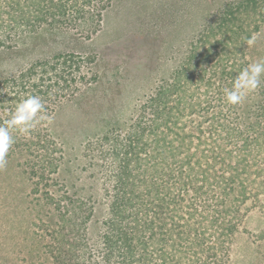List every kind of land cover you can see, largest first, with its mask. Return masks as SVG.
<instances>
[{
	"label": "rangeland",
	"instance_id": "rangeland-1",
	"mask_svg": "<svg viewBox=\"0 0 264 264\" xmlns=\"http://www.w3.org/2000/svg\"><path fill=\"white\" fill-rule=\"evenodd\" d=\"M108 2L92 33L45 22L15 30L0 49L1 92L39 77L59 92L49 99L52 122H39L49 156L13 144L0 169V264H103L108 177L124 149L132 153L130 176L147 188L153 178L152 204L169 196L173 222L201 232L199 240L189 236L188 226L182 239L168 237L166 264H214V248L219 264H264V117L259 131L250 117L260 88L237 105L224 95L242 69L264 59V0ZM70 73L74 93L56 85ZM164 88L171 129L162 123L154 134L130 137L146 100ZM245 130L262 131V147L245 146ZM183 136L176 161L191 157L194 172L168 175L161 140L181 144Z\"/></svg>",
	"mask_w": 264,
	"mask_h": 264
},
{
	"label": "trees",
	"instance_id": "trees-1",
	"mask_svg": "<svg viewBox=\"0 0 264 264\" xmlns=\"http://www.w3.org/2000/svg\"><path fill=\"white\" fill-rule=\"evenodd\" d=\"M108 0H0V49H4L5 41L11 37L15 30L28 27L29 32L35 31L34 27H39L42 23H59L67 24L79 28L83 31L94 32L97 29L98 18L101 11L108 4ZM24 31V30H21ZM17 32L15 31V34ZM73 56V54L71 55ZM58 57V56H57ZM55 57L54 59H56ZM36 66L50 65V61L36 62ZM34 65L31 66L33 72ZM46 69V68H45ZM69 78L61 75L62 82L56 84L58 89L71 90V92L78 89V86L68 84V79L73 83L75 78L70 73ZM84 76L82 77V79ZM22 81V82H21ZM27 81V80H26ZM21 82L14 92L5 91L0 89V111H4L5 115L10 117L14 111L17 103L25 98L27 95H35L41 98L44 104L45 115L49 116L52 111L50 97L57 95L58 91L50 89V86H45L43 78L39 77L37 81L25 82L20 78L16 83ZM82 84V83H81ZM260 92H258L257 99L252 102L250 117L255 116L253 124L245 123V127L251 129V124L255 130H260L259 119L264 117V84L261 83ZM63 93V92H62ZM169 89L164 88L160 92L152 93L142 107V112L139 111L138 121L132 125V129L128 133L142 137L143 131L154 134L161 124L169 123L170 115L173 114L172 107L166 106L167 95ZM40 115V114H38ZM6 121L0 118V125H4ZM46 124V121H40ZM168 129V125H166ZM141 128V129H140ZM39 123L30 131L29 134H23L16 129H11V135L14 138V145L19 147L18 150L24 149L28 154L43 152L49 156V152H44L43 148H48L46 144L41 142V134ZM47 134L46 129L43 131ZM245 134V146L254 143L258 148L262 147V131L258 132L255 136L250 137L249 130L242 131ZM186 136L182 137L181 144H174L161 140L162 151L167 153V157H163L167 164L168 175H172L174 171L188 170V173L194 172V165L191 162V157L186 156L181 160V163L176 161V153L183 150ZM19 144V146H17ZM160 144H157V146ZM41 147L42 150H40ZM26 149V150H25ZM160 149V147H159ZM124 157L119 164L112 160L115 174L108 177L107 193L109 194V212L103 220L104 231L100 235V244L102 249V263L103 264H166L167 256L165 252L166 240L168 237L178 235L182 239L185 234L184 230L189 226L187 234L194 236L198 240L201 237L199 227L195 225H188L183 222H173L174 212L170 210V198H161L159 206H154L150 201V194L157 192L152 188L153 178L149 180L150 187H141L137 180L139 177H131L130 173L124 168L128 167V155L132 153L129 149H124L122 154ZM141 157L136 155V161L139 163ZM186 160V162H184ZM179 161V160H178ZM136 162V163H137ZM125 163V164H124ZM186 163V164H185ZM177 169V170H176ZM264 170V168H261ZM205 171V169H203ZM204 179L207 180L208 174L203 172ZM148 182V183H149ZM156 185V184H155ZM146 187V189H144ZM168 187V186H166ZM152 189V190H151ZM169 190V189H167ZM169 194V193H168ZM170 195V194H169ZM163 211V212H162ZM162 217V218H160ZM70 217L61 216V219L68 221ZM171 218V219H170ZM177 226L180 230H177ZM176 231V233L174 232ZM222 233L226 231L221 228ZM228 230V229H227ZM229 231V230H228ZM168 245V244H167ZM213 254V263L219 264L220 254L214 248L211 251ZM56 256L60 262L67 257V253L61 252ZM197 256V252H193ZM195 258L190 257L191 263H194Z\"/></svg>",
	"mask_w": 264,
	"mask_h": 264
},
{
	"label": "clouds",
	"instance_id": "clouds-1",
	"mask_svg": "<svg viewBox=\"0 0 264 264\" xmlns=\"http://www.w3.org/2000/svg\"><path fill=\"white\" fill-rule=\"evenodd\" d=\"M246 43L252 44L254 40L248 39ZM261 76H264V59L249 64L238 73L232 87L225 90L226 102L232 105L242 103L249 93L260 86ZM43 111L44 104L41 98L35 95H27L17 103L10 119L4 125H0V169L6 165L7 153L15 142L10 130L16 129L23 134H29L40 121H46L50 124L53 118L42 115Z\"/></svg>",
	"mask_w": 264,
	"mask_h": 264
}]
</instances>
